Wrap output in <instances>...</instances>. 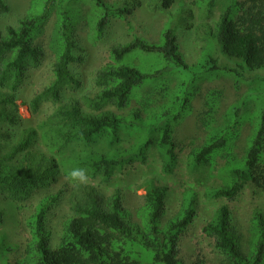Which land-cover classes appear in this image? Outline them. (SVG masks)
<instances>
[{
  "label": "trees",
  "instance_id": "1",
  "mask_svg": "<svg viewBox=\"0 0 264 264\" xmlns=\"http://www.w3.org/2000/svg\"><path fill=\"white\" fill-rule=\"evenodd\" d=\"M34 1L39 7L30 8L17 26L7 25L0 30L1 122L17 123L14 91L27 69L40 62L43 56L40 38L52 17H55L50 42L55 52L54 81L32 100L34 112L46 97L58 101L67 81L76 82L69 72V64L76 60L72 53L71 28L83 20L78 16L80 10L82 13L78 2L92 3L96 21L88 23L98 34H102L110 14L118 15L125 10L103 0ZM175 1L153 0L150 5L152 9H168ZM217 1L199 0V3L211 13ZM71 2L75 4L70 5ZM8 11L6 1L0 0V14ZM211 33L223 56L233 62L235 68L220 65L213 54L204 56L198 65H189L171 24L163 29L159 41L135 37L114 46V64L97 73L96 80L102 88L88 100V105L99 113L85 112L76 99L57 107L41 133L42 143L50 150V155L34 151L35 128L25 129L19 139L11 143L10 133L0 127V189L13 198L29 196L35 188L57 181L61 166L56 154L64 150L67 143L76 138L91 140L102 134L116 136L121 130L144 132L124 152L94 157L88 164L93 173L111 177L127 162H144L145 152L151 147L164 154V171H172L177 159L175 124L190 112L192 97L206 76L223 72L244 77V71L264 70V0H231ZM135 55L150 57L154 70L141 69L129 61ZM159 58L165 65L161 66ZM165 72L182 74L181 84L174 90L162 77ZM6 88L9 90L3 91ZM212 95L214 99L200 119L201 128L207 133L206 141L191 151L192 161L196 165H210L222 176L223 185L211 191L215 197L234 199L248 181L264 190V103L251 109L248 115L239 106L233 114L221 119L215 116L220 92H212ZM157 99L161 106L167 103L166 111L153 107ZM133 101L136 105H132ZM107 104L131 108L130 113L124 116L104 110ZM245 118L254 123L252 121L253 130L241 155L237 142ZM8 147L10 151L4 152ZM166 196V186L152 184L145 194L144 204L133 215L119 192L107 195L93 184L76 183L69 191L71 215L66 218L55 247L46 222L48 211L58 198L57 195L45 197L26 220L30 241L16 264H182L178 258L179 243L196 216L195 200L187 198L182 208L166 219ZM1 220L2 212L0 223ZM203 230L214 237L216 247L225 256V264H264L262 213L256 212L251 223L247 252L231 224L227 205L218 209ZM2 251H13V247L4 242L3 233L0 234Z\"/></svg>",
  "mask_w": 264,
  "mask_h": 264
},
{
  "label": "rangeland",
  "instance_id": "2",
  "mask_svg": "<svg viewBox=\"0 0 264 264\" xmlns=\"http://www.w3.org/2000/svg\"><path fill=\"white\" fill-rule=\"evenodd\" d=\"M5 1L9 6V11L0 14V30H4L7 25L17 26L30 8L39 7L34 0ZM103 1L125 10L119 11L118 15L110 14L102 34H98L88 23V21H96L93 18L92 3L78 2L82 7V13L80 10L78 16L83 20L71 28L72 53L76 60L69 64V72L76 82L67 81L58 101L46 97L41 100L38 111L34 112L31 106L32 100L54 81L55 52L51 49L50 42L55 17H52L46 25L45 33L40 38L43 56L37 65H32L27 69L18 89L14 91L17 123L0 121L3 131L10 133L8 136L11 143L18 140L25 129L35 128L37 139L34 143V151L50 155V150L45 143H42L41 133L47 128L46 121L57 107L76 99L81 102L85 112L99 113L88 105V100L101 91L102 87L96 80L97 73L114 64L113 47L129 42L135 37L159 41L161 32L168 24L176 29L181 53L189 65H198L204 56L213 54L218 58L220 65L235 68L233 62H229L223 56L221 47L211 38L212 28L231 0H218L211 13L207 12L205 6H200L199 0H176L168 9H156L155 7L152 9L150 2L153 0ZM149 58L135 55L129 61L141 69L154 70L155 67ZM159 60L161 66L165 65L164 61L160 58ZM162 75L172 90L181 84L182 74L165 72ZM243 76L237 77L234 74H223V72L207 75L197 87L198 90L195 91L191 100L190 112L175 124L177 159L172 171H164L166 164L164 154L157 148L151 147L145 152L144 162L140 160L127 162L111 177L105 178L93 173L88 164L94 157L114 151L122 153L124 149L133 146L140 134L144 132L127 133L121 130L116 136L102 134L91 140L76 138L67 143L64 150L56 154L61 166L57 181L35 188L29 196L13 198L0 189V212H2L0 234L3 233L4 242L9 247H13V251L0 252V264H16V261L24 256L30 241V233L25 226L26 220L35 212L42 199L55 195L58 199L52 203L48 211L46 224L51 231L52 245L55 247L58 244L64 222L71 215L70 188L79 183L70 182L68 173L77 167L86 168L90 177L89 183L100 188L105 194L111 195L119 192L125 206L132 211L133 215L144 204L145 194L152 184L167 187L166 219L173 217L182 208L187 198L193 197L196 216L179 243L178 258L182 264H225V256L216 247L214 237L203 230L223 205L229 207L231 224L235 227L247 252L250 226L255 213L260 212L264 217V190L248 181L234 199L215 197L211 191L223 185L222 176H219L217 169L214 170L210 165H196L190 156L192 150L206 141L207 133L201 128L200 119L209 109V102L214 99V95L211 96L212 92H220L215 116L221 119L233 114L239 106L248 115L251 109L263 105L264 70L244 71ZM7 90L9 89H3V91ZM167 100L170 102L171 99L167 98ZM166 104L161 106L160 100L157 99L153 107L166 111ZM132 105H136L135 101ZM130 109L118 108L112 104H107L104 108V110H111L124 116L130 113ZM252 121L248 118L244 119L245 125L237 142V151L241 155L246 140L253 130ZM8 148L4 149V152H9L10 148Z\"/></svg>",
  "mask_w": 264,
  "mask_h": 264
},
{
  "label": "clouds",
  "instance_id": "3",
  "mask_svg": "<svg viewBox=\"0 0 264 264\" xmlns=\"http://www.w3.org/2000/svg\"><path fill=\"white\" fill-rule=\"evenodd\" d=\"M88 170L86 168L77 167L68 173V180L70 182H79L80 185H87L89 183Z\"/></svg>",
  "mask_w": 264,
  "mask_h": 264
}]
</instances>
